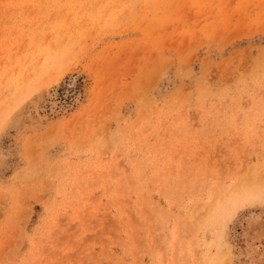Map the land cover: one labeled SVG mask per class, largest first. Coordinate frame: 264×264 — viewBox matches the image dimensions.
<instances>
[{
	"label": "rangeland",
	"instance_id": "1",
	"mask_svg": "<svg viewBox=\"0 0 264 264\" xmlns=\"http://www.w3.org/2000/svg\"><path fill=\"white\" fill-rule=\"evenodd\" d=\"M0 264H264V0H0Z\"/></svg>",
	"mask_w": 264,
	"mask_h": 264
}]
</instances>
